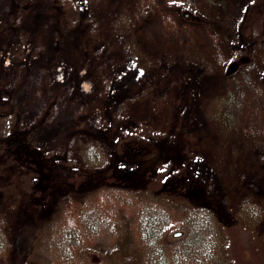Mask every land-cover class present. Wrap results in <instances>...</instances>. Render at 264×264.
Wrapping results in <instances>:
<instances>
[{
	"label": "rangeland",
	"instance_id": "rangeland-1",
	"mask_svg": "<svg viewBox=\"0 0 264 264\" xmlns=\"http://www.w3.org/2000/svg\"><path fill=\"white\" fill-rule=\"evenodd\" d=\"M55 1L0 0V104L95 179L32 196L17 178L19 206L0 192V264H264V217L241 206L264 208V0H69L75 20ZM107 123L152 133L159 159L120 155L98 180ZM175 169L190 185L158 196Z\"/></svg>",
	"mask_w": 264,
	"mask_h": 264
},
{
	"label": "trees",
	"instance_id": "trees-1",
	"mask_svg": "<svg viewBox=\"0 0 264 264\" xmlns=\"http://www.w3.org/2000/svg\"><path fill=\"white\" fill-rule=\"evenodd\" d=\"M55 2V8L61 10L65 17H71L75 20L77 11L71 6L69 0H56ZM13 117H15L16 121L8 132L10 133L9 135H16V137L10 139L21 138L24 141L26 150H15L12 148L10 139L5 141L4 138H0V192L11 203L15 206L23 204V196L19 193L17 186H15L17 178L22 180L26 193L33 192L34 195L32 196H35L36 193L42 194L45 192L46 190H42L40 187V183L52 180L55 175L65 176L68 181H72L74 184L91 177L95 179V174L92 171L81 168L76 164H70L66 155L62 156L48 148L38 147L35 140L31 137V131L23 126V113L17 106L13 103L0 104V121L12 119ZM104 127L105 142L111 144L109 148H111L114 158L110 167L107 166L101 169V173L96 172L98 174L96 178H100L98 180L102 179L108 184L116 182L117 176L115 173L119 163H121V159H119L120 155L124 157L127 154H135L138 165L151 159H159V155L161 154V150L159 153L160 147L155 146L154 136L147 130L137 129L127 124L110 126L107 123ZM181 172L182 169L165 171L160 178L158 177V181L155 180L154 184H152L153 188L157 186L158 190L156 194L161 197L164 195L170 198L184 193L190 185L188 179L190 178L188 177L190 173H186L185 171L183 174ZM33 174L35 175L34 178H37L38 183L31 186L32 182H30V179H26V181L23 179L26 175L31 176ZM121 179V183L124 184V178ZM119 180H117L118 183ZM31 198V194L29 193V198H26V201L31 203ZM37 202L39 203L40 199L34 203L36 207H38ZM222 210L223 207L220 208V211ZM243 216L247 218V216ZM243 216H240L239 219L245 220ZM260 240L264 246V239L260 238ZM225 245L228 250V243ZM227 250L223 251L226 260L230 258Z\"/></svg>",
	"mask_w": 264,
	"mask_h": 264
},
{
	"label": "clouds",
	"instance_id": "clouds-1",
	"mask_svg": "<svg viewBox=\"0 0 264 264\" xmlns=\"http://www.w3.org/2000/svg\"><path fill=\"white\" fill-rule=\"evenodd\" d=\"M242 208H246L249 212V215L253 219H260L264 217V208H261L259 205L249 201L245 200L242 202Z\"/></svg>",
	"mask_w": 264,
	"mask_h": 264
},
{
	"label": "water",
	"instance_id": "water-1",
	"mask_svg": "<svg viewBox=\"0 0 264 264\" xmlns=\"http://www.w3.org/2000/svg\"><path fill=\"white\" fill-rule=\"evenodd\" d=\"M180 236H182V233L181 232H176L173 235L174 238H179Z\"/></svg>",
	"mask_w": 264,
	"mask_h": 264
}]
</instances>
